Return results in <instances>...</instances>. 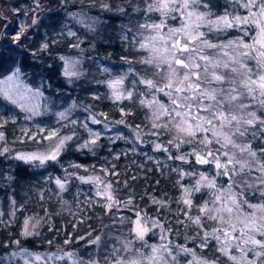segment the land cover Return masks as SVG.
I'll list each match as a JSON object with an SVG mask.
<instances>
[{"label":"snow or ice","instance_id":"6c2138e0","mask_svg":"<svg viewBox=\"0 0 264 264\" xmlns=\"http://www.w3.org/2000/svg\"><path fill=\"white\" fill-rule=\"evenodd\" d=\"M70 2L73 0H60L64 15L82 26L86 32L94 33L101 23L99 16L89 15L84 7L78 11L69 10L67 5ZM32 5L24 13L25 17L31 13V22L20 23L18 30L11 36V43L16 46V50L29 43L40 25L41 14L52 12L42 0H32ZM88 7H98L100 11L113 13L115 17L137 14L143 19L142 23L137 24L131 45L135 51L145 53L137 60L145 66L143 74L137 72L133 61L125 56L121 59L129 67L102 83L109 89L108 99L114 104L135 102L149 110L145 117L149 121V131L143 132L141 126L136 125L132 130L133 143L139 141L151 144L155 151L166 153L168 160L208 165L213 170L214 174L209 175L207 171L186 172L179 166L172 169L181 179L184 176L195 178L190 186L181 184L180 180L176 181L181 188L178 203H182L184 208L177 213L175 223L185 227L195 226L198 231L191 238L185 236V243L174 244L170 239L173 232L170 221L161 220L158 215L151 216L146 210L134 205L131 193L125 198H119L113 181L108 179L109 176H120L115 164L110 167L102 165L99 171L103 175L88 176L76 171L81 168L88 171L85 165L68 162L65 167L60 164V157L68 151L70 144H74L77 151L87 149L89 152L99 146L98 142L103 134L90 128L89 122L103 125L106 131H110L113 125L130 127L125 117L133 115L131 109L119 107L121 119L110 120L106 113H95L90 106H85L83 111L88 116L85 121H78L71 118L72 111L77 107L73 102L68 108L53 113L60 127L36 124L32 128H20L21 135L18 139L21 143L27 138L43 147L14 152L5 133L0 131V157L7 156V159L37 168L45 167L50 162L58 164L63 169V178L49 176L48 179L57 186V196L61 200L71 183L69 178L76 179L81 184L92 185L94 197L78 203L88 205L89 211L93 205H99L105 215L112 213L114 220L123 209L134 212V220L131 217L119 218L121 223L128 222L132 225L129 230L132 239L121 240L116 237L120 246L105 247L101 252L103 234H97L87 240L88 245H95V251L89 253L87 259L77 249L57 247L54 252H37L23 247L20 239H14L11 244L16 249L9 251L6 259L11 261L19 258L23 264H180L179 257L184 256L190 257L186 264H218L217 260H209L196 251V248H208L214 240L216 251L227 257L232 264H264V0H224L223 3L216 0H121L115 5L109 0H90ZM13 11L18 14L21 8H14ZM153 14L156 18H153ZM52 15L55 17L58 14ZM170 20H178V26L170 25ZM59 23L61 22L56 19L52 21V24ZM233 29L242 35L227 40L219 39ZM55 34L61 39L75 38V42L70 43L69 47L78 49L81 54L84 52L81 48L84 40L67 23H63L62 30ZM246 36L251 37L249 42L245 41ZM47 37L48 33H45L40 38L36 51L49 50L50 42ZM123 39L128 40V36L124 35ZM57 42L56 39L51 41L53 44ZM91 47L94 48L95 45L92 44ZM32 54L35 55V52ZM59 59L65 62V77L80 79L84 76L82 56H60ZM3 60L4 53L0 52V97L25 113V121L48 114L50 109L47 104L42 106L40 103L43 93L39 88L33 89L23 81L21 66L13 61L14 66L8 69L7 74H3ZM100 67L103 72H110L109 67ZM129 76H132V80L126 86L125 81ZM68 82L71 83L72 80L69 79ZM141 85L142 91L139 89ZM161 96L167 98V103ZM92 98L98 100L100 96L94 93ZM65 121L67 123H62ZM10 122H16L14 115L0 114V129ZM78 123L88 133V138L82 143L75 130ZM69 127V132L61 133V128ZM160 129L171 134L166 143L157 142L161 136ZM152 137L157 139L153 140ZM107 138L112 143L117 139H128L120 133ZM166 145L175 149V156ZM184 145H188L187 151L181 150ZM130 151L135 153L137 148L133 147ZM142 154L146 159L153 160L158 171L161 170L158 159L147 153ZM120 155L127 153L116 154L113 158L118 160ZM92 167L95 168V165ZM138 167L142 168L143 165ZM69 168L73 171H68ZM218 177H226L227 185H218ZM130 178L136 180L138 177L132 175ZM7 179L12 178L9 176ZM115 183L119 184V179ZM123 183L125 187L128 186L127 180ZM202 189L208 192L210 199L197 205L200 215L190 216L193 194ZM39 195L41 200L45 199L43 190ZM252 195H258L257 203L250 202L249 196ZM97 197L98 200L95 199ZM9 199V218L5 221L4 212L0 210V227L6 228L14 223L16 212L23 209V205L17 208L14 198ZM151 204L157 206V213L162 208H169L168 201L156 197L151 198ZM80 211L84 212V209ZM180 212L185 219L178 218ZM45 216H49L47 209ZM86 218L81 216L76 222L84 223ZM42 219L43 217L36 215L26 216L19 235L24 239L38 236L37 229ZM207 221H214L216 226L211 230L205 229ZM72 227L75 228L76 223ZM51 230L49 227V231ZM150 232L158 235L159 243L147 242L145 238ZM72 235L71 232L67 234L63 241L65 246L73 243ZM91 235L89 231L86 236H77L76 242L86 240ZM197 238L196 247L187 246L189 239L195 241ZM136 241L141 242V248H134ZM48 244L51 245L52 241L49 240ZM8 247L6 243L5 248ZM143 248L148 251H142ZM233 249L236 254H233ZM133 251L136 253L135 257L129 255L126 258L119 254Z\"/></svg>","mask_w":264,"mask_h":264},{"label":"trees","instance_id":"16d2710c","mask_svg":"<svg viewBox=\"0 0 264 264\" xmlns=\"http://www.w3.org/2000/svg\"><path fill=\"white\" fill-rule=\"evenodd\" d=\"M46 8H50L52 12H44L40 16V25L35 33L32 35L29 43L22 49L16 50V46L11 43V36L18 30L20 23H30L31 13L25 17V11L28 7L33 6L32 0H0V52L4 53L3 60V74L8 73V69L14 66L13 61L17 65L21 66L22 79L31 88H39L43 93L41 97V105L47 104L50 111L46 115L36 116L33 120L47 124L48 126L58 125L56 123L55 112H59L68 108L73 102L77 107L72 111L84 112L85 106H90L91 110L95 107V111H101L110 116H113L115 120L121 119V115L118 111L119 107H125L129 101H124L123 104H114L108 99V88L102 83L105 80L111 79L110 74L102 71L100 60L105 61L106 67L116 66L124 71L129 67L121 57H128L133 61V67L137 72L143 73L145 66L137 62L138 58L144 56L143 51H135L132 48V36L137 30V24L142 23L143 19L133 14L130 17L127 15L115 17L113 13L102 12L98 7L89 8L90 0H73L67 7L69 10L78 11L81 7L88 10L89 15L99 16L101 23L97 26L94 33L86 32L82 26L76 24L70 18L64 15V9L60 4V0H42ZM114 5L120 3L121 0H109ZM216 2L223 3L224 0H216ZM20 7L21 11L17 14L13 11L14 8ZM219 11V9H216ZM52 13H57L53 17ZM243 14V11H241ZM153 18L155 14H153ZM53 19L59 20L61 23L52 24ZM63 23H67L74 31L78 33L84 40L81 44V48L84 52L78 49L69 47V44L75 42V38L64 37L59 38L56 36V32L61 31ZM172 26H178L177 21H169ZM7 25V27H5ZM48 25H52L49 27ZM131 29V31H128ZM48 33V40L50 47L47 52L36 51L40 38ZM227 34L229 36H227ZM226 35L219 37L221 40H227L234 38L237 35H242L239 31L233 29ZM124 35L128 36V40L123 39ZM250 36L244 37L246 42L250 41ZM53 39H56L57 43H51ZM94 44L95 47H91ZM35 52V55L32 53ZM60 56L83 58L82 69L84 76L80 79L65 77L63 75V69L65 62L60 60ZM104 66V65H103ZM132 76H129V78ZM2 78V75H0ZM69 79L72 80L69 83ZM100 81V83H97ZM140 87V86H139ZM98 94L100 99L95 100L92 98L93 94ZM47 98V99H45ZM165 100L163 96L160 97ZM136 100V99H134ZM99 107L97 108V106ZM131 105V104H130ZM14 113L16 115V122L9 123L0 131L5 133L7 142L13 151H24V147L27 146V140L21 143L18 137H20V128L24 124V115L18 107L13 106L8 101L0 97V114L9 116L8 114ZM87 113V112H84ZM133 115L126 116L125 120L127 125H120L125 127L127 132L131 134L136 125H140L141 129L144 128L146 132L149 131V121L145 119L148 114V109L139 106L135 107L132 112ZM74 119V115L71 116ZM31 123V121H26ZM62 123H66L62 122ZM71 127V126H70ZM69 128H62L61 132L67 133ZM76 132L81 137L79 142L87 139V133L78 123L75 126ZM160 132L162 129L159 130ZM143 139H149V137H143ZM151 139L156 140V137ZM167 142V136H160L157 142ZM36 145L35 143H33ZM99 146L95 147L92 152L87 149L77 151L74 144L69 145L67 152L63 153L60 157V164L67 167L68 162L85 165L88 171L83 168L78 169L80 175H103L99 171L102 165L110 167L111 164L116 165V171L120 173L119 177L109 176L108 179L113 181V186L118 190L117 195L119 198H125L129 193L134 196L133 204L144 209L151 216H159L161 220H167L171 222V228L173 229L170 239L174 244L185 243V236L191 238L196 235L198 229L195 226L185 227L175 223L177 219V213L180 209L184 208L182 203H178L181 196V188L176 184L177 180L185 186H190L194 182V177L184 176L183 179L177 172L172 171L173 168L181 167L184 171H207L209 175H213L214 172L208 165H195L183 164L181 161L168 160L167 154L162 151H155L151 144H142L139 141L133 143V135L131 140H116L112 143L107 137H102L98 142ZM169 150L173 156L176 155L175 149L170 145ZM133 147L137 148V152L130 151ZM182 151L188 150V145H184ZM126 152L127 155H120V158L114 159L116 154ZM142 153H147L148 156L155 157L160 161V171L157 170V165L153 160H148ZM107 162V163H106ZM95 165V168L92 166ZM143 165L142 168L138 167ZM167 165V167H165ZM68 171H73L69 168ZM163 173V174H162ZM136 175L138 178L132 180L130 177ZM11 177L9 180L7 177ZM61 177L63 178V169L58 164L49 163L45 167H34L14 159H7V156L0 157V210L4 212L3 219L8 220L10 210V197L16 201L17 208L23 205V209L16 212V218L14 223L8 227H0V261L3 264H23V261L19 258H14L9 261L6 259L9 251L16 249L15 245L11 244L14 239H20L21 245L32 251L37 252H54L57 247H66L79 250L81 256L87 259L89 253L95 251V245H88L87 240L97 234L102 235L101 252L105 247L111 248L113 246L119 247V241L132 239L130 229L132 225L128 222L121 223L120 216L131 217L135 219L134 212L127 209L121 210L117 214L115 220L112 213L105 215L104 210L99 205H93L92 209L88 210V205L83 202L86 198L94 197L92 192V185L81 184L78 180L69 178L71 183L68 186V190L62 194V200L67 201L63 203L61 198L57 196V186L49 180L48 177ZM119 179L120 183L115 181ZM128 181V186H124V181ZM159 181L157 184L156 181ZM226 177H218V185H227ZM43 190L45 199H40V192ZM79 192V196H77ZM156 197L169 202L168 209H160V212H156V205L151 204V198ZM95 199H99L98 197ZM193 206L189 212L190 216L200 215L197 205L204 200H209L210 196L204 189L201 192L193 194ZM251 203H257L259 200L258 195L249 196ZM45 209L49 213V216H45ZM80 209H84L81 212ZM247 211V209H245ZM115 212V209H113ZM73 213L76 215L74 216ZM36 215L43 217L40 225L37 229L38 236H32L27 239L21 237L20 231L22 228L23 220L26 216ZM81 216H86L84 223H77L76 221ZM50 217V222H49ZM179 219H185L183 213L180 212ZM73 223H76V227L73 228ZM166 227L168 224L166 223ZM214 221H207L205 223V229L211 230L215 227ZM51 227V231H49ZM91 231L92 235L87 236L86 240L76 242L77 236H86L87 232ZM71 232L73 243L65 246L63 244L67 234ZM149 244L159 243L158 235H153L151 232L145 238ZM51 240L52 244L49 245L48 241ZM9 247L5 248V244ZM197 240L193 241L189 239L187 242L188 247H196ZM134 248H141V242L136 241ZM147 252V248L141 249ZM197 254L206 257L209 260H217L218 264H232L231 261L216 251V241H211L209 247L206 249L196 248ZM126 256L135 257L136 253H119ZM233 254L235 249H233ZM190 257H179L180 264H186V260ZM63 264V262L59 263Z\"/></svg>","mask_w":264,"mask_h":264},{"label":"rangeland","instance_id":"374dc122","mask_svg":"<svg viewBox=\"0 0 264 264\" xmlns=\"http://www.w3.org/2000/svg\"><path fill=\"white\" fill-rule=\"evenodd\" d=\"M227 36H229V35L227 34ZM99 64L105 66L107 63L105 61H103V60H100ZM109 68H110V72H108V74H110V76H112V77L117 76V75H119V74H121V73L124 72L123 69H121L119 67H116V66H113V65L112 66H109ZM131 80H132V77L128 78V80L125 81L126 86L130 83ZM139 89L142 91L143 90V86L141 85L139 87ZM107 90L109 91V89H107ZM164 98H165V100H163V101L165 103H167V98L166 97H164ZM134 99H136L135 96H134ZM40 103H41V98H40ZM126 104H128V105H126L125 107L127 109H131L132 112L134 111V108L135 107H139L140 106L138 103H135V102H130L131 105L129 103H126ZM98 107H99V105L97 106V108ZM93 112H95V113H101V111H97V110L95 111V107L93 108ZM148 114H149V110H148ZM148 114H146V115H148ZM8 115H14L16 117V115L14 113H12V112L10 114H8ZM72 115H74V119H77L78 121H85L86 120V117L88 116V113L76 112V113H71V116ZM107 116H108V118L110 120H115V119H113L114 118L113 116H110L108 114H107ZM36 124H40L41 126H47V127H60V125L48 126L47 124H43V123L38 122L36 120H31V123H26V121H24L23 127L32 128ZM89 127L92 128L93 130L101 131L102 134H103L102 137H114L117 133H120L124 137H127L128 138L127 140H131L132 139V135H133V132L131 134H129L127 132V130L125 129V127H122L120 125H113L111 127V130L110 131H106L103 128V125H94V124H91L90 122H89ZM61 130H62V128H61ZM142 130H143V132H146L144 130V128H142ZM161 135L162 136H167L168 137V140L170 139V136H171V134L165 133L163 129L161 131ZM87 138H88V133H87ZM25 140H27L28 143H27V146L24 147V151H32V150H35L37 148L43 147V145H38L36 143V141H31V140H28L27 138ZM117 140H121V139H117ZM33 143H35L36 145H34ZM59 263H61V262H59Z\"/></svg>","mask_w":264,"mask_h":264}]
</instances>
